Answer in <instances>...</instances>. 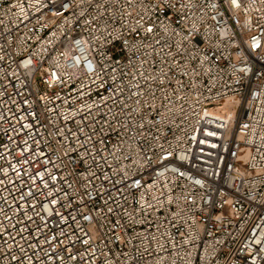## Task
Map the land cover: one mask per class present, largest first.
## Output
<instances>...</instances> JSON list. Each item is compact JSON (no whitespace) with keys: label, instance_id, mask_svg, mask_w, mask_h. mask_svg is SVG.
<instances>
[{"label":"built area","instance_id":"obj_1","mask_svg":"<svg viewBox=\"0 0 264 264\" xmlns=\"http://www.w3.org/2000/svg\"><path fill=\"white\" fill-rule=\"evenodd\" d=\"M0 264H264V0H0Z\"/></svg>","mask_w":264,"mask_h":264}]
</instances>
